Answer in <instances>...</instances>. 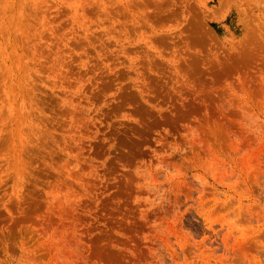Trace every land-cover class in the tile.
<instances>
[{"label": "rangeland", "instance_id": "obj_1", "mask_svg": "<svg viewBox=\"0 0 264 264\" xmlns=\"http://www.w3.org/2000/svg\"><path fill=\"white\" fill-rule=\"evenodd\" d=\"M0 264H264V0H0Z\"/></svg>", "mask_w": 264, "mask_h": 264}]
</instances>
